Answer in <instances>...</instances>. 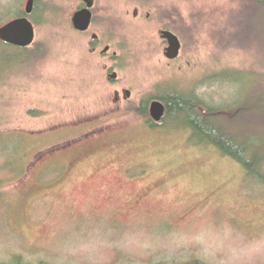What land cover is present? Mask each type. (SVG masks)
<instances>
[{"label":"rangeland","instance_id":"1","mask_svg":"<svg viewBox=\"0 0 264 264\" xmlns=\"http://www.w3.org/2000/svg\"><path fill=\"white\" fill-rule=\"evenodd\" d=\"M30 1L0 0V28ZM82 1L38 0L33 57L0 44V264H264V186L182 124L150 122L167 89L224 107L247 84L246 104L264 103L261 49L234 48L250 0H101L91 34L74 26ZM164 31L185 43L177 61Z\"/></svg>","mask_w":264,"mask_h":264},{"label":"trees","instance_id":"2","mask_svg":"<svg viewBox=\"0 0 264 264\" xmlns=\"http://www.w3.org/2000/svg\"><path fill=\"white\" fill-rule=\"evenodd\" d=\"M147 1L156 2V0ZM249 2L251 3L250 14L253 20V24L248 26L250 27L248 29L250 34L245 39H241V44L235 45L234 48L251 52L252 48L257 46L264 55V0H250ZM35 14H37L36 11L31 16L32 21L36 26H42V22H38ZM24 16H28L27 12L22 13L21 18ZM171 29L189 44L188 33L181 34L177 29ZM0 44L11 46L2 41H0ZM24 50L30 52L31 57L35 54L30 49ZM236 73L243 76L242 70H226L223 75L221 74V77L225 78L226 76L230 81L234 79L233 84L236 86V83L241 82L239 76L237 77L240 79H235ZM244 86L246 90L241 93L240 89L237 97L233 100L235 103L224 107L211 106L207 100L201 98L198 94L177 89L165 90L156 100L163 101L168 107V114L165 118L168 123L165 128L171 122L182 124L186 130L191 132L194 140L203 145L209 144L219 149L225 156L241 164L251 178L264 186V103L258 101L255 107L247 105L245 100L253 93L256 86L252 90V85L244 84ZM256 91L264 95V85ZM253 109L260 112V114H254ZM143 115L151 117L147 110H143ZM150 122L153 128H162V123L156 124L152 120ZM11 264L26 263L23 258H18ZM42 264L50 263L44 262ZM190 264L207 263L195 261Z\"/></svg>","mask_w":264,"mask_h":264},{"label":"water","instance_id":"3","mask_svg":"<svg viewBox=\"0 0 264 264\" xmlns=\"http://www.w3.org/2000/svg\"><path fill=\"white\" fill-rule=\"evenodd\" d=\"M93 9L96 4V0H86ZM37 6V0H31L28 6L27 15L24 18H20L8 24L7 26L0 28V41L22 49H28L34 46L37 42V26L32 21L31 16L35 13ZM94 14L88 10L76 17L75 24L78 30L87 32L91 29L93 24ZM95 39H98L96 37ZM163 39L168 41L170 47L167 49L166 56L171 61H177L181 58L184 50V43L182 39L172 31H164ZM111 48H108L106 53H109ZM120 75L118 73L112 76L113 80H119ZM129 98H132L133 93L128 92ZM152 118L158 124H161L168 114V107L164 102H155L151 109Z\"/></svg>","mask_w":264,"mask_h":264},{"label":"flooded vegetation","instance_id":"4","mask_svg":"<svg viewBox=\"0 0 264 264\" xmlns=\"http://www.w3.org/2000/svg\"><path fill=\"white\" fill-rule=\"evenodd\" d=\"M135 1H136V0H135ZM140 1L143 2V1H145V0H140ZM100 2H101V0H96L95 7H94L93 9L90 8V5L87 3L86 0H83V1L81 2L80 6H78L77 11H76V13H75V15H74V26H75L76 30H77L79 33H81V34H91V33L93 32L95 26H97V24H98L99 22H101V21H100L101 18H100V16H99V7H100L99 5H100ZM37 4H38V0H37ZM36 9H37V6H36ZM88 10L92 11L93 14H94L93 24H92L91 29H90L89 31H87V32H82V31H80V30L77 29L76 24H75V20H76V17H77L79 14H81V13H83V12H85V11H88ZM35 11H36V10H35ZM139 13H140V12H137V16L139 15ZM96 37H98V39H95ZM94 39H95L96 41H99V40L101 39V36L98 35V34H95ZM165 42L168 43V41H166V40H165ZM184 47H185V43H184ZM109 48H111V47H109ZM96 51H97V50H96ZM115 74H116V73H115ZM128 92H130V91H128ZM128 92H126V100L130 99V98H129V94H128ZM118 101H119V102L122 101V96H121V93H120V92L118 93ZM156 124H158V123H156Z\"/></svg>","mask_w":264,"mask_h":264}]
</instances>
